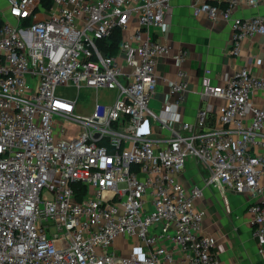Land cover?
Segmentation results:
<instances>
[{
    "label": "built area",
    "instance_id": "built-area-1",
    "mask_svg": "<svg viewBox=\"0 0 264 264\" xmlns=\"http://www.w3.org/2000/svg\"><path fill=\"white\" fill-rule=\"evenodd\" d=\"M6 1L14 21L0 9V264H172L177 252L180 264H220L196 208L203 188L180 179L189 158L207 168V186L250 194L264 254V75L241 66L214 82L205 68L206 102L188 121L183 69L169 83L175 100L151 107L157 62L170 50L152 28H165L172 0ZM241 1L258 7L192 3L195 16L231 23L232 56L264 35V12L238 16ZM116 31L108 54L99 41ZM61 85L76 98L57 93ZM83 88L116 97L82 113ZM66 121L80 126L76 137L65 138Z\"/></svg>",
    "mask_w": 264,
    "mask_h": 264
},
{
    "label": "crops",
    "instance_id": "crops-1",
    "mask_svg": "<svg viewBox=\"0 0 264 264\" xmlns=\"http://www.w3.org/2000/svg\"><path fill=\"white\" fill-rule=\"evenodd\" d=\"M257 1V8L241 1L235 14L247 17L264 12V0ZM192 3L193 0H172L166 10L165 28H152L153 36L169 43L170 50L158 59L159 81L151 107L157 111L165 103L175 100V95L169 93V83L179 80L178 71L183 69L187 73L189 90L181 105V115L188 121H195L198 108L206 102L201 95L205 68H211L214 82H219L225 72L241 66L264 75V35L247 39L241 55L232 56L229 51L233 34L231 23L224 19L210 20L206 14L195 16ZM0 9L4 18L14 21L8 14L6 0H0ZM132 27L130 23L126 32ZM181 50L185 52L183 59L177 56ZM89 112L91 110L85 113ZM160 133L161 129L153 126L150 136L155 138ZM207 176V168L189 158L180 179L188 189L193 186L203 188L196 208L203 211L202 231L213 238L220 264H264V254L260 253L258 240L252 234L250 194L207 186ZM260 183L264 186V176ZM176 256L177 260L172 264H180V253Z\"/></svg>",
    "mask_w": 264,
    "mask_h": 264
},
{
    "label": "rangeland",
    "instance_id": "rangeland-1",
    "mask_svg": "<svg viewBox=\"0 0 264 264\" xmlns=\"http://www.w3.org/2000/svg\"><path fill=\"white\" fill-rule=\"evenodd\" d=\"M57 93H61L63 97L75 99L77 91L75 87L61 85L57 89ZM116 91L114 89L103 88L98 92L92 88H83L77 99L78 111L85 113L90 111L96 99H100L101 103L111 104L115 99ZM65 138L71 139L77 136L80 126L72 121L65 122Z\"/></svg>",
    "mask_w": 264,
    "mask_h": 264
},
{
    "label": "trees",
    "instance_id": "trees-1",
    "mask_svg": "<svg viewBox=\"0 0 264 264\" xmlns=\"http://www.w3.org/2000/svg\"><path fill=\"white\" fill-rule=\"evenodd\" d=\"M211 2H214V0H209ZM51 0H45V4L48 6L50 5ZM121 41V32L116 31L112 37L109 38V40H101L99 41L100 47L108 54H114L116 53L118 49V45Z\"/></svg>",
    "mask_w": 264,
    "mask_h": 264
}]
</instances>
